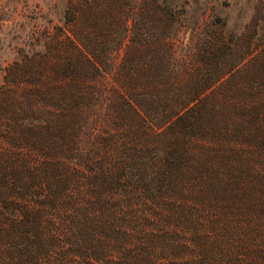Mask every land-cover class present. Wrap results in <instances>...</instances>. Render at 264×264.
<instances>
[{
	"label": "trees",
	"instance_id": "16d2710c",
	"mask_svg": "<svg viewBox=\"0 0 264 264\" xmlns=\"http://www.w3.org/2000/svg\"><path fill=\"white\" fill-rule=\"evenodd\" d=\"M187 10L67 0L4 68L0 264H264V33Z\"/></svg>",
	"mask_w": 264,
	"mask_h": 264
},
{
	"label": "rangeland",
	"instance_id": "374dc122",
	"mask_svg": "<svg viewBox=\"0 0 264 264\" xmlns=\"http://www.w3.org/2000/svg\"><path fill=\"white\" fill-rule=\"evenodd\" d=\"M170 5L187 2L190 10L186 17L208 18L224 24L227 36L236 38L247 33L254 36L264 33V16L258 11L263 0H165ZM67 0H0V80L4 68L18 58L19 53L40 50L41 38L60 26L64 20ZM256 23L253 28V24ZM180 38L186 42L188 31Z\"/></svg>",
	"mask_w": 264,
	"mask_h": 264
}]
</instances>
